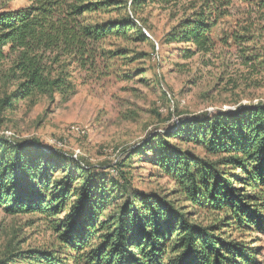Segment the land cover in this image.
Masks as SVG:
<instances>
[{
    "label": "trees",
    "instance_id": "16d2710c",
    "mask_svg": "<svg viewBox=\"0 0 264 264\" xmlns=\"http://www.w3.org/2000/svg\"><path fill=\"white\" fill-rule=\"evenodd\" d=\"M239 1L264 14V0ZM28 2L0 11L1 112L20 101L73 96L76 73L95 74L109 56L123 55L107 50L108 41L133 35L149 41L143 15L150 6L169 12L175 25L166 42L176 45L180 60L214 54L212 34L229 16L234 0ZM181 122L178 132L168 133L171 128L165 135H154L117 162L118 178L109 167H89L39 140L0 135V210L9 216L54 218L63 250H28L20 263L255 264L258 252L224 231L264 232V102ZM187 128L195 133L191 142L204 146L216 161L170 146V140L185 138L181 134ZM151 144L150 152L158 153L159 166L175 178L178 193L183 192L193 211L157 194L125 195L132 181L124 168ZM196 206L225 216L212 225L200 223L193 219ZM63 212L66 215L58 219ZM16 256L0 264H12Z\"/></svg>",
    "mask_w": 264,
    "mask_h": 264
},
{
    "label": "rangeland",
    "instance_id": "374dc122",
    "mask_svg": "<svg viewBox=\"0 0 264 264\" xmlns=\"http://www.w3.org/2000/svg\"><path fill=\"white\" fill-rule=\"evenodd\" d=\"M28 3L0 0V11L16 10ZM143 19L149 41L135 35L111 39L106 49L123 51V55L109 56L95 74L76 73V93L71 97L20 101L12 109L0 111V135L19 141L39 140L89 167H109V173L118 178L117 162L137 152L136 148L154 135H165L171 128L168 133L173 129L178 132L181 119L264 102V14L252 4L234 0L229 16L212 34L214 54L198 55L187 62L179 59L176 45L166 42L175 25L169 12L150 6ZM177 63L181 66L176 67ZM183 133L185 138L170 140V146L208 161L218 159L204 146L191 142L193 129ZM152 146L139 150L132 166L124 168L132 181L125 195L157 194L193 211L183 192L178 193L175 178L159 166L158 153L150 152ZM107 185L113 189L109 181ZM195 212V221L211 225L225 216L207 214L197 206ZM55 223L54 218L41 214L9 216L0 210V260L14 253L17 256L12 264H21L19 259L28 250L63 251ZM224 232L250 251H257L255 264H264L263 231L232 228Z\"/></svg>",
    "mask_w": 264,
    "mask_h": 264
}]
</instances>
